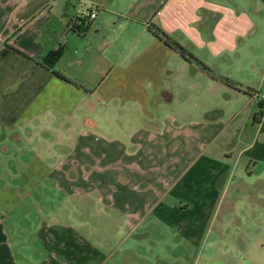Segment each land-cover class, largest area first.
<instances>
[{
    "label": "crops",
    "instance_id": "0c3cea01",
    "mask_svg": "<svg viewBox=\"0 0 264 264\" xmlns=\"http://www.w3.org/2000/svg\"><path fill=\"white\" fill-rule=\"evenodd\" d=\"M260 91L264 0H0V264H264Z\"/></svg>",
    "mask_w": 264,
    "mask_h": 264
},
{
    "label": "rangeland",
    "instance_id": "374dc122",
    "mask_svg": "<svg viewBox=\"0 0 264 264\" xmlns=\"http://www.w3.org/2000/svg\"><path fill=\"white\" fill-rule=\"evenodd\" d=\"M230 192L231 193L227 195V198H225V201L232 194L233 197L236 194L241 199L252 197V195L250 194L252 193V187L248 190L249 195H243L245 193L244 191L239 192L231 190ZM220 196L221 194L219 192L217 199ZM226 206L227 204H224V207ZM251 208L252 207H250L249 205L240 206L237 202V206L235 205L234 207H232L226 215L228 217L231 216L230 221H227L226 219L222 220V212H219L217 217L214 216L213 220L211 219V222L210 220H208L205 226V234L206 232H208L207 236H209V238L207 240H210L211 242H208L207 245L211 247L221 248L226 246L225 241L231 239L232 241L237 243L238 241L244 239L242 236H248L249 239L253 241L264 240V223L261 221V219L254 217V215L250 213ZM223 224H227V226L223 229L225 232H227V234H224V237L222 238L214 237L213 231L220 230ZM246 231H249V233H247Z\"/></svg>",
    "mask_w": 264,
    "mask_h": 264
},
{
    "label": "trees",
    "instance_id": "16d2710c",
    "mask_svg": "<svg viewBox=\"0 0 264 264\" xmlns=\"http://www.w3.org/2000/svg\"><path fill=\"white\" fill-rule=\"evenodd\" d=\"M149 28L157 36H159L160 38L164 39V41L166 43H168L169 45H171L172 47L177 49L184 57H186L187 59H192V60L198 61L203 69H205L211 75L217 76V75H215L214 73L211 72L210 68L207 65H205L203 62L199 61L197 59V57L193 53L188 51L184 46L179 44L177 41H175L172 38H170L167 35V33L157 23H150L149 24ZM58 55H59V50L56 49V50L50 51L47 54V56L45 57L44 64L51 66L55 62V60L58 57ZM218 77L221 78L222 80L226 81V82H231L227 77H224V76H218Z\"/></svg>",
    "mask_w": 264,
    "mask_h": 264
},
{
    "label": "built area",
    "instance_id": "2783aa9c",
    "mask_svg": "<svg viewBox=\"0 0 264 264\" xmlns=\"http://www.w3.org/2000/svg\"><path fill=\"white\" fill-rule=\"evenodd\" d=\"M96 16V8L93 7L91 9L83 10L75 18V23L82 25L83 27L88 26L91 21ZM259 96H264V91L258 92Z\"/></svg>",
    "mask_w": 264,
    "mask_h": 264
}]
</instances>
